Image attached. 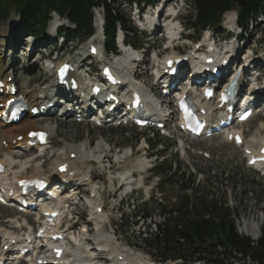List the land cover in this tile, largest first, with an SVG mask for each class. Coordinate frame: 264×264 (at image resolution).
<instances>
[{
  "label": "rangeland",
  "instance_id": "1",
  "mask_svg": "<svg viewBox=\"0 0 264 264\" xmlns=\"http://www.w3.org/2000/svg\"><path fill=\"white\" fill-rule=\"evenodd\" d=\"M122 10H124L125 13L129 14L130 7H126L125 5L123 6ZM9 19L14 23L17 22L16 15L14 13H11ZM10 21L0 23V42H2L3 32L8 28L7 23ZM261 27L264 28V25H262ZM188 33H192L193 35H195L194 37H197L199 34L195 30ZM258 37H255L254 39H258ZM180 46L184 49V51L188 49V46H186L185 43H180ZM165 47L162 46L159 50V53H161L162 55L164 54ZM255 47L256 45L254 41L250 40L249 49L253 50V54L257 55L262 53L259 51L261 47ZM239 49L240 51L242 50L241 47H239ZM166 53H169V51ZM246 54L250 56V50H247ZM33 75H25L23 78L24 82L28 81ZM47 79L48 77H44L43 80ZM57 127L58 128L54 133L53 148L52 150H50V152H48L49 156L44 160L39 161L38 163L39 165H43V167L49 166L50 164H52L53 166V164H55V153L59 152L62 147H79L81 145V147H83L84 149L87 148L88 150L89 145L91 148H95V145L97 147L99 142L104 145V149L98 150L97 148H95L94 151H99L98 158L94 159V157L97 156L96 154L94 157H91L92 163L93 161H99L105 155H107L109 151L108 145H111L112 149H114V152L116 153L117 148L119 149V147L121 148L120 153H122L123 150L128 151L130 148H133L134 150V157L132 159L124 164L114 166L113 178H118L120 174L128 170L138 171V174H140L142 169H140V167L137 165L138 161L144 158L148 159L146 161L147 164L145 165L147 166V168H149L157 159L156 157H151L152 151L150 150L149 145H146L143 142L142 138L146 135H142L139 131L136 130H122L113 128L94 129L93 126L91 127V125L84 124H66L62 126L60 125V127L59 125H57ZM258 128V121H254L244 127L248 143H260V140L264 137L262 136V131L264 130L262 129V125L259 130ZM147 138H153L152 134H149ZM194 148L196 149L195 153H188V157L181 156V158L179 159L181 162L180 166L187 169L189 174L197 176V179H199L198 182H200V185L202 187H208L205 191V195L208 194L210 197L212 196L213 199L215 198L221 201L227 200V203L230 205V207L236 208L240 212L241 219L239 221V233L245 235L244 233H242L243 223L245 222V220L253 221L260 225L261 237L262 229H264V184L262 183V181H260L259 177H257L250 169H247L245 167L241 152L239 150H236L231 145L225 146L223 144H220V141L217 140H213L210 142L195 141ZM162 149L163 147L158 148V150ZM175 149L176 148H174L172 154L168 155L169 158L174 157ZM103 150H105L106 152L101 156ZM87 152L94 153L93 151ZM204 153H207L209 157H204L202 155ZM106 158L107 156L104 158V160ZM97 164L94 163L90 167L84 165L80 167L83 169H86L88 167L89 171H95L97 174H100L102 176L104 175L106 177L107 174L105 175L102 172L105 171V169H102V167ZM143 176L147 177L149 175L144 174ZM157 181V179L153 178L150 179L149 182L144 181L147 187L146 192H144V195L146 197L150 196L152 191L154 192V190L151 191V189H156ZM105 184L106 190L103 197L106 203V210L109 215V221H105L108 222V224L103 228V232L99 236L103 237L106 240L112 237L114 239L113 241L117 243V246L119 248H126V246L120 240H118L110 220H112V217L116 216V213L119 209V201L123 198L127 199L128 196H126V193L128 192V190H125V192L120 191L118 193L117 185H114L113 187L112 182L107 181ZM100 188L101 191H103L102 186H100ZM170 190L173 191L174 195H177V188H170ZM115 191H117L116 194H114ZM112 195H115L114 200H112ZM186 196H190V193H187ZM100 200L102 201V199ZM85 210V206L81 204L79 210L76 209L75 212L79 214V212L84 213ZM14 215L15 213H13L11 210L0 209V223H2L6 217H14ZM155 222H160L158 211L153 212L152 223ZM134 252L136 254H139L140 256L150 259V256L143 252Z\"/></svg>",
  "mask_w": 264,
  "mask_h": 264
},
{
  "label": "trees",
  "instance_id": "2",
  "mask_svg": "<svg viewBox=\"0 0 264 264\" xmlns=\"http://www.w3.org/2000/svg\"><path fill=\"white\" fill-rule=\"evenodd\" d=\"M263 3L264 0H195L197 23L201 27L215 25L233 5H238L242 10L240 23L245 25L252 15L262 9ZM8 5L17 9L22 24L26 26L31 23L45 25L48 14L56 11L77 24L80 30L84 28L87 32L92 31V8L103 5L106 10L109 43L112 41L117 20L122 19L119 11L115 12L107 0H0V17L8 16L11 10ZM169 169L170 167L163 171L169 174ZM176 177V174L169 176V181L180 183L181 189H188L195 183L192 179H184V176L181 179ZM196 201L198 203L193 205L192 211L189 210V201L178 209H162L164 220L157 226V231L143 241L144 247L162 260L185 261L203 259V255L214 253L220 247L238 252L254 263L264 264V233L253 244L249 239L238 235L236 222L240 212L230 208L226 200H209L205 196L196 198ZM137 214L146 218L150 212L142 209Z\"/></svg>",
  "mask_w": 264,
  "mask_h": 264
},
{
  "label": "bare ground",
  "instance_id": "3",
  "mask_svg": "<svg viewBox=\"0 0 264 264\" xmlns=\"http://www.w3.org/2000/svg\"><path fill=\"white\" fill-rule=\"evenodd\" d=\"M170 13L173 14V15L175 14L174 11H170ZM226 16L230 20V19H232V17L234 16V14H233V12H229V13H227ZM98 21H100V16L99 15H98ZM152 21L153 22H150L151 25L154 24V20H152ZM174 26H175L174 25V22H172V23L169 22L166 25V27H168V29H169V33H170L169 35H173V32L172 31H173ZM133 56H135V53L134 52H133ZM130 59H131V55L129 53L128 55H125L124 57H121L120 58V60H121L120 63H122V64L128 63L130 61ZM156 63H157V70L155 72V75L158 76L160 74V71L158 70V68H159V66L162 65V63H161V61H159V59L156 60ZM2 70H3V66H2V61L0 59V75L3 74ZM7 77L8 76L5 77V80H7ZM20 93L21 94H28V93H30L29 94L30 98L34 99V96H35V93L36 92L35 91H30L29 92V90L27 88L20 87ZM249 122H247L246 124H248ZM42 128H43V126L38 121H35V120H30V121L26 122L25 124H23V122H20L19 125L15 126L13 128H6V127H4L3 125L0 124V155H1L0 156V159H4V156L5 155H8L9 158L12 159V162L13 163H18L19 168L21 169V171H18V170L14 171L15 169L12 170V171H10V172H12L11 173V176L13 178H15V179L16 178H19L18 176L21 173L25 172L26 165L28 163V162H22V161L17 162V161L20 160L19 158H16L15 157V155H17V153H16L17 149H20L23 146V144L27 143V133L29 131H39ZM262 129L264 130V125H262ZM20 135H24V140H23V142L16 144V147L10 146L8 149L7 148L5 149V148L2 147V144L1 143H2L3 140L12 141V140L16 139ZM260 143H264V137L260 140ZM67 148H68L67 149L68 151L62 149V151H63V154L62 155L64 157H67V156H70V154L74 153L76 155V157H77L76 161L74 162L75 165H78V164H86V163L89 164L90 162L92 163L91 157H94L95 154L97 156H95L94 159H97L98 158V152L99 151H97L95 153L87 152L83 147H80V146L79 147H77V146H71V147L68 146ZM96 148L98 150L104 149V145H102L99 142L98 143V146ZM19 152H20V150H19ZM105 152L106 151L103 150V152L101 153V156ZM21 153H24V152H21ZM0 162H4L8 167H11L13 165L12 163L8 162L7 160H0ZM60 162L61 161L57 162L56 166H58L60 164ZM34 173H35V176L39 175L40 168H37V170L34 171ZM126 176L127 175L123 176L124 179H126ZM23 178H25V177H23ZM100 199H101V197H98L97 196V198L95 199V201H97L98 203L102 204L101 203L102 201ZM100 219H102V218H100ZM9 222L11 224H13L15 222V220L13 221V219H11ZM3 232H4V230H3L2 226H0V237L2 236ZM242 233H244L245 235L251 237L254 240H257L260 237V234H261V227H260V225L258 223H255L253 221H246L245 220V222L243 223V231H242ZM115 251H117V250H115ZM119 251L122 254L126 255L127 257H137V256L132 255L128 251H124V252H122L121 250H119Z\"/></svg>",
  "mask_w": 264,
  "mask_h": 264
}]
</instances>
